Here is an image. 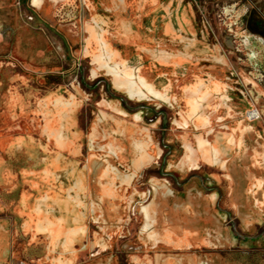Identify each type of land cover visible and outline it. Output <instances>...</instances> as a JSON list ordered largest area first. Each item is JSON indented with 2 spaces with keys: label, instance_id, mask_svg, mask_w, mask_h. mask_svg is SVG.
<instances>
[{
  "label": "rangeland",
  "instance_id": "374dc122",
  "mask_svg": "<svg viewBox=\"0 0 264 264\" xmlns=\"http://www.w3.org/2000/svg\"><path fill=\"white\" fill-rule=\"evenodd\" d=\"M0 4L10 9L6 35L11 43L9 49L0 47V97H5L9 89L32 98V103L49 92L57 91L65 98L74 95L81 103L79 122L86 138L83 161L93 154L100 160L113 155L107 146L111 136L109 118L117 115L113 104L125 108L129 121H134L135 114L140 112V126L150 131L154 146L162 151L161 160L135 179V187L142 192L141 201L150 197L152 178L166 183L170 197L186 191L196 194L197 185L205 195L210 194L212 186L224 187L226 178L222 170L199 165L197 170L185 171L181 161L191 151H210L220 136L233 135L236 150L242 145V133H249L250 141L246 144L251 148L257 146V135H264V77L250 74L264 73V65L257 64L259 71L252 68L243 56L240 38L254 33L255 38L264 39V0H0ZM239 6H245L248 13L232 22V9ZM165 25L176 34H164ZM94 29L99 34L107 32L112 50L121 51L123 61L106 53L98 57L95 46V56L89 52L88 40H97V36L92 39ZM126 31H137L147 48L140 49L138 41H127L129 38L124 35L129 36L130 32ZM0 33L3 34L1 25ZM128 78L145 87L144 95L137 96L128 90ZM141 78L147 84L143 85ZM209 80L217 81L222 89L207 88ZM252 110L260 115L255 124L247 120ZM7 116V111L0 109V132L7 124ZM96 126L99 130L94 136ZM22 133L20 127L13 128V134ZM42 138V145L38 142L42 158L35 156L29 160L46 167L54 153L49 155V140ZM29 146L27 143L28 151L32 150ZM133 148L134 143L128 144L129 150ZM61 160L57 161L58 167L68 162L67 157ZM169 163L174 166L170 168ZM215 177L218 184L213 181ZM92 182H97L95 177H91ZM88 196L92 210L96 191L91 188ZM17 197V193L10 195L11 215ZM46 207L42 205L44 210ZM53 207L57 214L63 212V207ZM124 214L123 222L117 224L123 234L111 233L102 256H114L120 264H129L141 218L136 211L126 210ZM231 217L240 235L238 240H253V235L242 232L235 216ZM226 223L231 225L228 217ZM90 224L94 234L99 224L94 219ZM263 232L264 225L255 234ZM31 240L32 235H28L20 242L27 244ZM39 243L43 244L42 239ZM243 254L251 264H256L264 251L251 247L245 252L241 245H236L229 251L232 264H241ZM38 256L26 253L14 262L35 264L34 258ZM88 256L91 262L97 259L96 254Z\"/></svg>",
  "mask_w": 264,
  "mask_h": 264
},
{
  "label": "crops",
  "instance_id": "0c3cea01",
  "mask_svg": "<svg viewBox=\"0 0 264 264\" xmlns=\"http://www.w3.org/2000/svg\"><path fill=\"white\" fill-rule=\"evenodd\" d=\"M9 13L10 9L0 4L2 49H9L11 44L6 35ZM103 35L94 29L92 39L97 36L100 40ZM100 48L107 56L122 58L115 50H105L102 44ZM127 81L128 90L144 95V86L129 78ZM212 84L208 82L206 87H214ZM113 106L118 117H108L111 136L107 145L113 155L100 160L93 154L83 161L86 138L79 122L81 103L74 95L65 98L57 91L49 92L32 103V98L9 89L5 97H0V109L9 116L0 132V264H15V258L31 252L39 255L34 258L35 264H120L117 257L107 259L102 255L107 251L111 233L123 234L117 224L123 222L126 210L136 211L141 218L129 264H232L229 251L236 245L245 252L251 247L264 251V233L255 234L264 225V135L259 133L257 146L251 148L246 144L249 133H242V145L236 150L234 136L225 135L227 145L219 142L222 147L229 146L225 152L213 144L210 151H191L181 161L185 171L197 170L199 165L222 170L224 187L212 186L210 194L205 195L196 184V194L186 191L170 197L166 183L152 178L150 197L141 201L142 192L135 187V179L161 160L162 151L154 146L150 131L140 126V112L134 121H129L121 104ZM15 126L23 133L13 134ZM94 130L96 136L99 129L96 126ZM42 136L52 148L49 155L54 153L46 167L29 160L42 158L38 145L44 141ZM27 143L32 150H26ZM133 143L136 148L129 150L128 144ZM64 157L67 164L58 167L57 161ZM173 166L169 163L170 168ZM91 177L97 182L91 183ZM213 181L218 184V177ZM91 188L97 194L92 199V210L88 196ZM15 193L18 197L11 215L9 200ZM42 205H47L45 210ZM54 205L63 207V212L57 214ZM228 215L235 216L242 232L254 239L238 240L226 223ZM91 219L99 224L94 234ZM28 235H32L31 242L21 243L20 239ZM40 239L42 245L38 244ZM90 254H96L97 259L91 262ZM241 264H251L249 257L243 254ZM256 264H264V256H258Z\"/></svg>",
  "mask_w": 264,
  "mask_h": 264
},
{
  "label": "flooded vegetation",
  "instance_id": "af4514ba",
  "mask_svg": "<svg viewBox=\"0 0 264 264\" xmlns=\"http://www.w3.org/2000/svg\"><path fill=\"white\" fill-rule=\"evenodd\" d=\"M232 10H233L232 12L235 14L234 17H232V19H231L232 22L235 19L238 20L239 18L244 17L248 13L247 8L245 6H239V8H237V9L234 8ZM166 25L163 27V33L167 34V35H175L176 33L172 29L170 31H168L166 29ZM235 27L238 28L239 25L235 24ZM103 31H106V30L103 29ZM126 32H130L129 36H127L126 34L124 35V38L125 37L129 38V40L126 39L127 41H130V42L133 41L135 43L138 41L137 43H138V47L140 49H146L147 48L146 47V41L143 40V38L141 37L140 34L137 35V33H138L137 31H135V32L126 31ZM237 34H238L237 37H239L240 36L239 32ZM106 37H107V32H106L105 35L99 37L100 40L98 38H97V40H88V41H90V44L88 43V45H87L88 46L87 48H88L89 52L92 53L94 56H95V53H96L98 55V57H101L102 54H104L105 51L102 48H100V44H102V47L105 50L111 51L112 50V47L110 45V43L112 44L111 39L110 38H106ZM240 38L242 39L241 46L243 47L242 49H243L244 58L248 61V63L252 66V68L257 69L259 71L260 70V68H259L260 66L259 65H262V66L264 65V39L261 36H259L258 38H255L254 37V33H252L251 36L246 37L245 39L243 37H241V36H240ZM93 46H95L96 51H97L95 53L92 50ZM116 52L119 53L122 56V58H118V60H122L123 59V53L121 51H119V50H116ZM150 53L152 54V52H150ZM178 61H181L180 56H178ZM257 64H259V65H257ZM262 71H264V70L262 69ZM250 74L253 77L255 75L260 76V77H262V76L264 77V73H250ZM209 82L211 83L212 81L209 80ZM212 83H213L212 86H214L212 88H216V89L222 88V85L219 84L217 81L212 82ZM259 119H260L259 112H258V117L256 119H252L251 120V119H249V117H247V120L252 122L253 124H255V122H256L255 120H259ZM220 137L216 138L218 142L214 141L215 142L214 144H216L218 147H220V150H223L225 152L224 148H229V146H227V147L225 146L227 144L225 142L224 136L221 137V138ZM219 142L220 143H224L225 145L222 147V145H220ZM230 150L231 149H229V151ZM228 219L230 220V223H231V225L229 227L231 228V230L235 233V235L237 237H240V235L234 229V223L232 221L231 215H228ZM252 264H254V263H252Z\"/></svg>",
  "mask_w": 264,
  "mask_h": 264
},
{
  "label": "built area",
  "instance_id": "2783aa9c",
  "mask_svg": "<svg viewBox=\"0 0 264 264\" xmlns=\"http://www.w3.org/2000/svg\"><path fill=\"white\" fill-rule=\"evenodd\" d=\"M249 117H251V118H249L251 120L256 119L258 117V112L256 110H252L251 115Z\"/></svg>",
  "mask_w": 264,
  "mask_h": 264
},
{
  "label": "bare ground",
  "instance_id": "6f19581e",
  "mask_svg": "<svg viewBox=\"0 0 264 264\" xmlns=\"http://www.w3.org/2000/svg\"><path fill=\"white\" fill-rule=\"evenodd\" d=\"M251 115V112L248 113V117ZM250 118V117H249Z\"/></svg>",
  "mask_w": 264,
  "mask_h": 264
}]
</instances>
